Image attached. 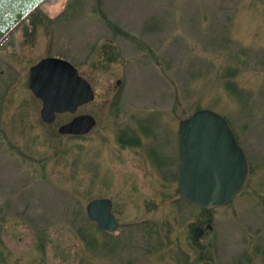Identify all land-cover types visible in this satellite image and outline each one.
Segmentation results:
<instances>
[{"label":"rangeland","instance_id":"374dc122","mask_svg":"<svg viewBox=\"0 0 264 264\" xmlns=\"http://www.w3.org/2000/svg\"><path fill=\"white\" fill-rule=\"evenodd\" d=\"M36 12L0 47V264H185L181 249L196 263L203 243L215 264H264V0H46ZM45 55L95 94L51 124L27 87ZM199 109L227 119L249 172L196 244L208 217L180 194L173 155ZM84 113L88 133H58ZM137 127L144 146L122 145ZM96 197L113 202L108 235L86 214Z\"/></svg>","mask_w":264,"mask_h":264},{"label":"water","instance_id":"95a60500","mask_svg":"<svg viewBox=\"0 0 264 264\" xmlns=\"http://www.w3.org/2000/svg\"><path fill=\"white\" fill-rule=\"evenodd\" d=\"M44 1L0 0V45ZM27 87L41 101L40 118L46 124L53 123L57 114L74 113L95 96L77 67L55 56L43 57L29 68ZM95 123L92 115L79 114L59 125L58 133L84 135ZM177 138L178 188L184 200L206 209L230 202L243 188L249 164L227 119L210 109L196 110L180 120ZM85 209L102 231L117 229L110 198H93Z\"/></svg>","mask_w":264,"mask_h":264},{"label":"flooded vegetation","instance_id":"af4514ba","mask_svg":"<svg viewBox=\"0 0 264 264\" xmlns=\"http://www.w3.org/2000/svg\"><path fill=\"white\" fill-rule=\"evenodd\" d=\"M30 31H32V30H30ZM15 32V31H14ZM13 32V33H14ZM13 33L11 34V35H13ZM27 33H30V32H27ZM26 34V33H25ZM11 35L8 37V38H6L3 42H2V44L0 45V47L1 46H3L8 40H9V38L11 37ZM48 56H55V57H60V56H57V55H45V56H43V57H48ZM43 57H41V58H43ZM40 58V59H41ZM60 58H63V57H60ZM39 59V60H40ZM65 59V58H64ZM38 60V61H39ZM68 60V59H67ZM37 61V62H38ZM71 62V61H70ZM36 63V62H35ZM35 63H33V64H35ZM33 64H31V65H29V68L33 65ZM73 64V63H72ZM29 68H28V70H29ZM28 75V74H27ZM58 115V114H57ZM57 115H56V117H57ZM55 121H56V119H55ZM54 121V122H55ZM53 122V123H54ZM142 135H145V133L143 132H141L140 131V129H139V127H137L136 129L135 128H133V129H131V130H127V132H122V133H120V137H119V141L121 142V144L122 145H126V146H133V147H136L137 149H139L140 147H142V146H144V143L142 142ZM174 137H175V140L177 141V155H176V152H175V154L173 155L174 157L176 156V158H177V160H178V165H179V153H178V138H177V132H176V135L174 134ZM124 147V146H123ZM158 151V149H156V148H150V150H148V155L150 156L151 154H154L155 152H157ZM155 154H157V153H155ZM167 156V155H166ZM169 156H171V154L169 153ZM169 156H167V157H169ZM178 168V167H177ZM176 181H177V184H178V170H177V174H176ZM180 194H181V192H180ZM184 199V198H183ZM189 204V203H188ZM189 205H191V204H189ZM112 207H113V202H112ZM191 207H195V208H198L199 210H201L202 212H206L205 214H204V216L205 217H208L207 215L209 214V210H211V209H206V208H201V207H196V206H193V205H191ZM111 211H112V209H111ZM114 214V213H113ZM117 220V219H116ZM211 220H210V218L208 217L207 218V222H206V225L205 226H203V223H200V224H196L193 228H192V232H191V236H192V239L195 241V243L196 244H201V239H202V237L204 236V234L206 233V230H212V228H213V226H212V224H211V222H210ZM97 225V224H96ZM197 228L199 229L198 231H197ZM107 233H112V232H107ZM196 233L198 234L197 236H198V239H196L195 238V235H196ZM208 248H207V244L206 243H203V244H201V250H200V258H199V260L196 262V263H192V261L191 260H189L188 258H187V255H188V252L185 250H179V252H181V254H184V256H183V259H184V261H185V264H202V263H208V264H215L213 261H211L209 258H208V250H207ZM183 252V253H182ZM240 259H242V258H240ZM231 264H244V263H241V260L238 262H231Z\"/></svg>","mask_w":264,"mask_h":264},{"label":"trees","instance_id":"16d2710c","mask_svg":"<svg viewBox=\"0 0 264 264\" xmlns=\"http://www.w3.org/2000/svg\"><path fill=\"white\" fill-rule=\"evenodd\" d=\"M36 13H37V12H36V10H35V11H34V12H33V13H32L27 19H28V20H29V18L32 19V17H33ZM31 19H30V20H31ZM228 86L231 87L230 84H228ZM102 233H104L105 235H108L107 232L102 231Z\"/></svg>","mask_w":264,"mask_h":264}]
</instances>
